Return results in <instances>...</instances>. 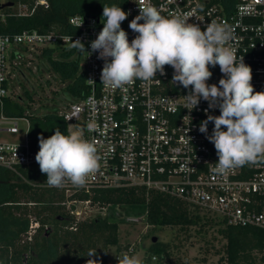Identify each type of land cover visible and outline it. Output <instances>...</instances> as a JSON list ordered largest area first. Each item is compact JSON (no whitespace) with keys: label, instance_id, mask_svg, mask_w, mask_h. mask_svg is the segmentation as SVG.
Segmentation results:
<instances>
[{"label":"built area","instance_id":"obj_1","mask_svg":"<svg viewBox=\"0 0 264 264\" xmlns=\"http://www.w3.org/2000/svg\"><path fill=\"white\" fill-rule=\"evenodd\" d=\"M148 3L165 17L181 14L201 30L213 22L230 25L234 36L230 43L237 61L243 56V62L251 68L254 91L264 92V0H124L120 7L129 15L121 22V28L128 34L129 42L138 35L129 28V22ZM0 5L24 16L37 5L47 6V2L36 0L29 7L15 0H0ZM104 21L103 17L72 15L67 22L74 32L32 29L0 35V97L8 95L4 84L8 82L9 67L17 64L23 51L56 47L71 49L74 57H83L81 70L86 92L69 101L57 115L66 124L67 133L69 125L75 129L95 121L97 130L86 131L85 138L97 146L102 159L99 171L89 177L86 186L76 188L66 183L63 188H55L62 194L60 204L65 212L76 221L90 218L94 210L115 217L118 205L100 204L92 201V196L101 189L142 188L180 200L224 225L259 228L264 235V164L238 167L226 175L213 171L218 156L214 144L199 132V126L208 115L219 116L218 107L209 109L208 102L201 99L191 110L184 99L191 86L184 89L178 83L172 84L174 70L167 65L165 75L157 72L150 81L136 80L125 89L106 88L100 83L104 61L97 58L98 54L93 52L86 58L70 47L72 37L80 39L86 51H91L90 43L97 38ZM209 70L212 76L206 83L219 86L223 78L219 66H209ZM19 121L26 123L24 137L19 141L0 139V166L22 181L33 183L34 177L49 187L46 174L41 173L35 160L38 151L28 141V118L0 113V134H19ZM213 126L208 123L207 135H211ZM222 130L226 129L222 126ZM137 217L130 214V219ZM38 226L37 221H30L28 240Z\"/></svg>","mask_w":264,"mask_h":264},{"label":"clouds","instance_id":"obj_2","mask_svg":"<svg viewBox=\"0 0 264 264\" xmlns=\"http://www.w3.org/2000/svg\"><path fill=\"white\" fill-rule=\"evenodd\" d=\"M139 9V14L129 22V28L138 33L131 42L121 28L129 13L120 6L104 5L105 21L90 43L91 51H86L80 39L72 37L70 47L86 58L93 52L98 54L97 58L104 61L100 83L111 89H125L136 80L150 81L157 72L165 75V66H171L172 84L178 83L184 89L191 86L184 96L191 110L201 99L208 102L209 109L219 108V116L208 115L199 126V132L214 144L218 156L214 173L226 175L238 167L264 164V92L254 91L251 68L243 62V56L237 61L230 43L234 39L231 26L213 22L201 30L181 14L161 15L150 3ZM217 65L223 78L219 86L209 85V66ZM209 122L214 125L211 135H207ZM96 130L95 121H89L85 126H75L67 135L59 129L48 138L38 135L35 160L41 173L46 174L49 187L59 189L71 183L81 188L99 171L102 157L97 146L85 138L86 131ZM95 255L96 250H90L88 257ZM87 264L100 262L89 259ZM118 264L142 262L135 256L124 255Z\"/></svg>","mask_w":264,"mask_h":264},{"label":"trees","instance_id":"obj_3","mask_svg":"<svg viewBox=\"0 0 264 264\" xmlns=\"http://www.w3.org/2000/svg\"><path fill=\"white\" fill-rule=\"evenodd\" d=\"M32 7L36 0H15ZM47 6L37 5L29 15H15L8 6L0 5V35L21 30L40 32L55 30L74 32L68 24L72 15L102 17L103 6H120L124 0H46ZM104 18V17H103ZM51 68L61 80H68L66 92L75 100L86 92L84 75L79 70V57L71 49L47 47L41 49ZM54 53L55 58L51 57ZM4 87H8L4 84ZM33 97L24 95L0 97V113L9 117L26 116L29 121L30 147L39 151L38 135L48 138L59 129L67 135V126L57 112L36 115L31 108ZM27 174V173H26ZM29 176V175H27ZM30 178V176H29ZM20 180L14 173L0 166V264H87L89 259L107 264L108 247L120 251L118 241L119 220L108 216H95L76 221L60 204L62 194L55 188ZM100 204L118 205L120 208L145 207V221L151 226H178L187 230L199 225L201 214L180 200L142 188L101 189L92 196ZM37 221L31 240L27 239L30 221ZM218 231L225 239L223 259L214 264L264 263V235L259 228L235 227L218 221ZM90 250L96 255L88 257ZM170 264L169 245L157 240L145 249L144 261ZM205 264V263H202Z\"/></svg>","mask_w":264,"mask_h":264},{"label":"rangeland","instance_id":"obj_4","mask_svg":"<svg viewBox=\"0 0 264 264\" xmlns=\"http://www.w3.org/2000/svg\"><path fill=\"white\" fill-rule=\"evenodd\" d=\"M51 57L55 58L54 53ZM81 56L79 59V70L82 69ZM7 88L14 96L22 97L24 91H28L33 102L31 108L36 115H43L49 112H58L69 101L70 96L66 92L68 80H61L57 73L51 68L46 56L40 49L23 51L22 58L17 64L9 67ZM26 123L19 121V134L12 136L8 133H1V140L19 141L24 137ZM74 130L69 125L70 131ZM145 210L143 205L130 209H114V218L120 222L118 224V241L120 251L115 246L108 247L107 264H118V260L124 255L137 257L142 264H153L156 259L152 257L149 263L144 261L145 249L150 245L152 237L156 240L166 242L169 245L170 264H214L223 259V245L225 239L218 231L219 223L214 218L203 215L201 223L203 228L199 230V225L189 227L187 230L178 226H151L142 218ZM137 214L139 217L130 219V214ZM102 215L99 210L93 211L90 218ZM200 215V214H199ZM202 216V215H201ZM255 264H264L257 262Z\"/></svg>","mask_w":264,"mask_h":264},{"label":"water","instance_id":"obj_5","mask_svg":"<svg viewBox=\"0 0 264 264\" xmlns=\"http://www.w3.org/2000/svg\"><path fill=\"white\" fill-rule=\"evenodd\" d=\"M7 4H9V3H7ZM157 240H156V237H152V239H151V243H154V242H156Z\"/></svg>","mask_w":264,"mask_h":264}]
</instances>
